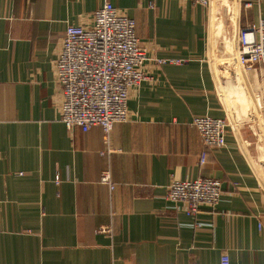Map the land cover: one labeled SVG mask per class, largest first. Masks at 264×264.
Segmentation results:
<instances>
[{
    "label": "crops",
    "instance_id": "crops-1",
    "mask_svg": "<svg viewBox=\"0 0 264 264\" xmlns=\"http://www.w3.org/2000/svg\"><path fill=\"white\" fill-rule=\"evenodd\" d=\"M106 2L150 57L108 142L59 120L53 67L68 25ZM261 19L264 0H0V264H264V76L225 56ZM206 115L227 147L201 165ZM209 178L217 207L192 218L167 200L171 182Z\"/></svg>",
    "mask_w": 264,
    "mask_h": 264
},
{
    "label": "built area",
    "instance_id": "built-area-1",
    "mask_svg": "<svg viewBox=\"0 0 264 264\" xmlns=\"http://www.w3.org/2000/svg\"><path fill=\"white\" fill-rule=\"evenodd\" d=\"M203 7L209 0H190ZM238 64L246 69L257 67L264 76V19L244 29L237 39ZM150 61L147 48L136 33V22L120 13L111 2L93 14L92 25H68L53 63L54 78L62 101L59 120L69 130L84 132L99 127L106 142L119 124L129 120L130 92L147 79L145 65ZM159 66L172 62L154 60ZM260 98V96H259ZM192 126L199 132L205 151L227 147V123L211 116L196 117ZM56 184H60L56 177ZM103 182L110 184L109 173ZM223 195L217 179H198L171 182L167 200L181 204L183 212L196 218L203 206L215 208ZM222 264H230L227 255Z\"/></svg>",
    "mask_w": 264,
    "mask_h": 264
},
{
    "label": "rangeland",
    "instance_id": "rangeland-1",
    "mask_svg": "<svg viewBox=\"0 0 264 264\" xmlns=\"http://www.w3.org/2000/svg\"><path fill=\"white\" fill-rule=\"evenodd\" d=\"M226 37V35H225ZM228 39V38H225V40ZM227 41V40H226ZM226 53H225V56L228 57L229 59H234L236 60V63L237 65L241 66L240 63L238 64V57H237V41L236 39H234L233 41L231 42H227L226 43Z\"/></svg>",
    "mask_w": 264,
    "mask_h": 264
}]
</instances>
